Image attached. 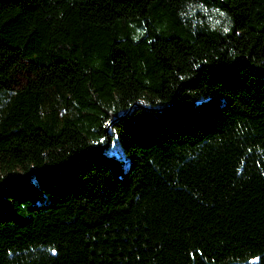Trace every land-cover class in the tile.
Returning a JSON list of instances; mask_svg holds the SVG:
<instances>
[{"label":"trees","instance_id":"trees-1","mask_svg":"<svg viewBox=\"0 0 264 264\" xmlns=\"http://www.w3.org/2000/svg\"><path fill=\"white\" fill-rule=\"evenodd\" d=\"M0 264H264V0H0Z\"/></svg>","mask_w":264,"mask_h":264}]
</instances>
